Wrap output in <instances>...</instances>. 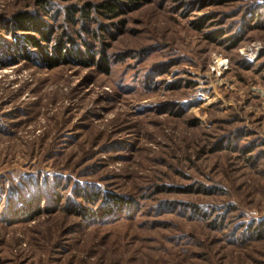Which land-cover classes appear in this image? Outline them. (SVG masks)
<instances>
[{
  "label": "rangeland",
  "instance_id": "obj_1",
  "mask_svg": "<svg viewBox=\"0 0 264 264\" xmlns=\"http://www.w3.org/2000/svg\"><path fill=\"white\" fill-rule=\"evenodd\" d=\"M103 1L0 0V264H264V0ZM20 10L109 72L19 57Z\"/></svg>",
  "mask_w": 264,
  "mask_h": 264
},
{
  "label": "trees",
  "instance_id": "obj_2",
  "mask_svg": "<svg viewBox=\"0 0 264 264\" xmlns=\"http://www.w3.org/2000/svg\"><path fill=\"white\" fill-rule=\"evenodd\" d=\"M98 6L112 14L122 11L119 3L114 4L109 0L101 2ZM43 17L44 15L37 10L34 12L20 10L6 20L4 32L14 39V50L20 55L19 57L29 61H39L49 70L74 63L82 67L97 66L105 73L109 72L104 50L96 56L88 43L84 42L83 48L76 46L72 35L66 34L65 31L57 34L54 24H50ZM120 201L121 199L115 203L119 209H122L124 202ZM107 213L108 211L105 213L102 211L100 215Z\"/></svg>",
  "mask_w": 264,
  "mask_h": 264
}]
</instances>
